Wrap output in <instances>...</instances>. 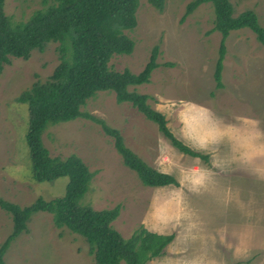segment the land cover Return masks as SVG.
<instances>
[{
	"label": "rangeland",
	"instance_id": "rangeland-1",
	"mask_svg": "<svg viewBox=\"0 0 264 264\" xmlns=\"http://www.w3.org/2000/svg\"><path fill=\"white\" fill-rule=\"evenodd\" d=\"M189 1L165 0L160 12L146 0H139L137 24L133 30L125 31L134 41L133 51L114 54L108 63L113 70L128 68L138 73L151 49L159 47V66L152 71L150 82L130 89L150 96L149 104L165 115L170 131L184 145L172 116L173 109L168 106L170 100L195 101L225 120H231L234 115H248L264 121V47L250 29L232 30L225 39L223 87L217 89L213 69L219 56L221 33L209 31L213 25L210 3L198 5L181 21ZM230 1L235 14L253 10L264 28V0ZM49 2L51 0H3V11L12 21L24 20L33 10ZM57 46L58 42H50L44 51H33L27 60L10 58L0 73V199L19 206L29 205L39 196L47 200L63 196L69 180L68 176L50 182L32 178L26 143L28 104L15 100L20 92L36 81H44L52 73L59 62ZM166 62H173V66H164ZM81 110L118 129L126 146L152 167L167 171L181 160L182 153L164 138L157 125L129 102L117 103L113 91L96 92ZM42 141L51 157L65 159L75 155L93 172L80 202L94 209L121 205V213L112 224L125 238L140 224L163 233V229L145 217L149 197L156 187L143 185L137 174L124 165L113 139L104 133L99 123L86 117L58 123L44 131ZM182 157L188 159L186 155ZM189 160L201 163L198 158L189 157ZM236 179L251 184V179L243 174H237ZM11 223L9 213L0 208V243L8 235ZM165 249L176 250L172 244ZM2 258L3 264H94L84 237L66 227H57L53 215L44 211L31 215L28 231H23L10 243ZM146 264L158 262L153 258Z\"/></svg>",
	"mask_w": 264,
	"mask_h": 264
},
{
	"label": "trees",
	"instance_id": "trees-1",
	"mask_svg": "<svg viewBox=\"0 0 264 264\" xmlns=\"http://www.w3.org/2000/svg\"><path fill=\"white\" fill-rule=\"evenodd\" d=\"M46 1V0H45ZM158 11H163L165 0H146ZM210 3L213 25L219 31V56L213 69L217 89L223 87L222 70L225 39L232 30L247 28L264 47V28L256 13L246 9L235 14L230 0H191L181 17L183 21L198 5ZM139 0H51L46 6L33 10L27 19L12 21L3 11L0 0V73L10 58L29 59L32 52L44 51L50 42H58L59 62L44 81H36L23 90L15 100L28 104L29 119L26 143L31 160V174L36 181H53L61 176L69 180L63 196L44 199L37 197L29 205L19 206L0 199V208L11 218L8 235L0 243V264L10 243L23 231H28L31 215L44 211L53 215L57 227H66L84 237L94 264H146L165 251L171 234L157 235L140 224L125 238L112 222L121 213V205L94 209L80 202L87 191L93 172L75 155L65 159L51 157L44 147L42 135L52 125L86 117L99 123L104 133L113 139V146L126 167L133 170L145 186L157 187L170 182L171 176L162 175L148 165L125 144L118 129L102 119L82 112L81 107L98 91H113L117 103L129 102L147 120L157 125L158 131L180 153L201 159V155L177 140L167 126L165 115L153 108L150 96L137 93L131 86L150 82L152 71L159 66V47L151 49L148 60L138 73L126 68L116 71L109 67L114 54H131L134 41L125 33L137 24ZM164 66L172 67L173 62ZM207 160V157H203Z\"/></svg>",
	"mask_w": 264,
	"mask_h": 264
},
{
	"label": "clouds",
	"instance_id": "clouds-1",
	"mask_svg": "<svg viewBox=\"0 0 264 264\" xmlns=\"http://www.w3.org/2000/svg\"><path fill=\"white\" fill-rule=\"evenodd\" d=\"M168 106L201 163L180 160L167 171L157 168L173 179L153 189L145 217L164 230L157 235L171 234L176 250L165 249L155 260L264 264V121L248 115L225 120L192 100Z\"/></svg>",
	"mask_w": 264,
	"mask_h": 264
},
{
	"label": "crops",
	"instance_id": "crops-1",
	"mask_svg": "<svg viewBox=\"0 0 264 264\" xmlns=\"http://www.w3.org/2000/svg\"><path fill=\"white\" fill-rule=\"evenodd\" d=\"M182 156H185V155H184V154H183V155L181 154V160H183L186 164L192 162V160H191V161L189 160V156L186 155L187 158H188L187 160H185L184 157H182ZM182 158H183V159H182ZM190 158H192V157H190ZM192 159H196V158H192ZM172 166H173V165H171V167H172Z\"/></svg>",
	"mask_w": 264,
	"mask_h": 264
}]
</instances>
